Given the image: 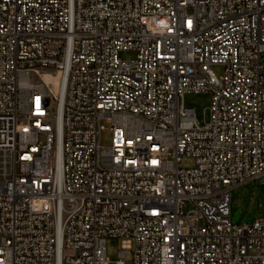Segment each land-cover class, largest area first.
<instances>
[{
  "label": "built area",
  "instance_id": "built-area-1",
  "mask_svg": "<svg viewBox=\"0 0 264 264\" xmlns=\"http://www.w3.org/2000/svg\"><path fill=\"white\" fill-rule=\"evenodd\" d=\"M263 54L264 0H0V264H264Z\"/></svg>",
  "mask_w": 264,
  "mask_h": 264
},
{
  "label": "rangeland",
  "instance_id": "rangeland-1",
  "mask_svg": "<svg viewBox=\"0 0 264 264\" xmlns=\"http://www.w3.org/2000/svg\"><path fill=\"white\" fill-rule=\"evenodd\" d=\"M136 57L134 52L120 53L121 60H132ZM264 63V54L262 55ZM213 71L220 75L222 70L213 67ZM183 103L187 108L194 110L200 126H205L209 117L210 96L208 94L187 93L184 95ZM50 112L56 113V103L51 102ZM101 144L104 147L111 145L112 133L106 129L101 136ZM232 210L233 214L239 213L237 223L244 224L249 218L248 223L257 219L264 218V181H252L245 185L238 186L232 190ZM121 242L118 238L108 237L105 239L106 258L109 264H116L119 261Z\"/></svg>",
  "mask_w": 264,
  "mask_h": 264
},
{
  "label": "water",
  "instance_id": "water-1",
  "mask_svg": "<svg viewBox=\"0 0 264 264\" xmlns=\"http://www.w3.org/2000/svg\"><path fill=\"white\" fill-rule=\"evenodd\" d=\"M238 216H239V213H236L235 215H234V218H233V220L234 221H237V219H238ZM247 222H249V218H247V220H246Z\"/></svg>",
  "mask_w": 264,
  "mask_h": 264
}]
</instances>
